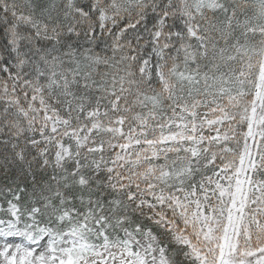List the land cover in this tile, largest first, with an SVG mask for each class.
Returning <instances> with one entry per match:
<instances>
[{
	"label": "snow or ice",
	"instance_id": "1",
	"mask_svg": "<svg viewBox=\"0 0 264 264\" xmlns=\"http://www.w3.org/2000/svg\"><path fill=\"white\" fill-rule=\"evenodd\" d=\"M0 264H264V0H0Z\"/></svg>",
	"mask_w": 264,
	"mask_h": 264
}]
</instances>
